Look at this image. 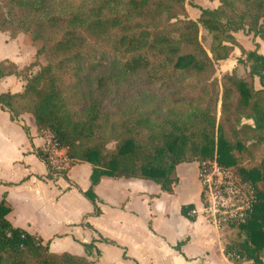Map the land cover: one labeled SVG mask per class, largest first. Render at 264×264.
Instances as JSON below:
<instances>
[{"label":"trees","instance_id":"16d2710c","mask_svg":"<svg viewBox=\"0 0 264 264\" xmlns=\"http://www.w3.org/2000/svg\"><path fill=\"white\" fill-rule=\"evenodd\" d=\"M209 1L219 6L199 7L194 21L185 0H0V33L11 40L30 34L34 45L42 43L25 68L0 62V83L25 81L21 93H0V109L13 122L31 115L38 132L53 133L75 164L92 165V185L82 194L95 216L101 214L95 188L105 177L150 180L172 194L180 164L217 156L258 194L237 228L244 239L225 254L235 264H264V151L253 163L264 146V56L259 44L246 51L235 37L245 32L264 42V0ZM201 27L213 38L209 52ZM236 49L251 63L250 73H226L220 90L216 67ZM34 152L53 178L46 155ZM193 209L182 213L189 217ZM10 213L3 200L0 264H93L88 257L101 256L97 241L84 245L86 256L53 254L42 238L14 227Z\"/></svg>","mask_w":264,"mask_h":264},{"label":"crops","instance_id":"0c3cea01","mask_svg":"<svg viewBox=\"0 0 264 264\" xmlns=\"http://www.w3.org/2000/svg\"><path fill=\"white\" fill-rule=\"evenodd\" d=\"M218 6L219 2L208 0L201 8ZM199 17L197 13L193 19ZM0 37L8 42L0 49V61L9 59L20 68L33 62L36 51L24 52L16 47L19 39ZM235 37L243 46L241 35ZM255 41L263 55L264 42ZM24 86L16 77H7L0 83V93H21ZM43 145L31 115L13 122L0 109V203L4 200L11 208L7 218L14 227L42 238L51 253L86 256L84 245L97 241L101 256L88 257L95 264H235L225 250L244 239L237 228L219 231L203 217L182 213L189 205L199 208L196 197L201 198L202 192L200 182L198 193L192 192L186 173L189 164L177 167L179 183L172 194L150 180L103 178L95 188L101 210L95 216L93 205L82 194L92 185V165L76 163L67 171V179L49 178L48 166L34 152ZM192 164L199 174V164Z\"/></svg>","mask_w":264,"mask_h":264},{"label":"built area","instance_id":"2783aa9c","mask_svg":"<svg viewBox=\"0 0 264 264\" xmlns=\"http://www.w3.org/2000/svg\"><path fill=\"white\" fill-rule=\"evenodd\" d=\"M42 152L55 177L69 171L75 164L62 149L55 135H42ZM198 179L201 184V205L189 212V217L205 218L217 230L238 228L246 222L258 203L257 189L245 182L233 167L221 166L214 159L199 166Z\"/></svg>","mask_w":264,"mask_h":264},{"label":"rangeland","instance_id":"374dc122","mask_svg":"<svg viewBox=\"0 0 264 264\" xmlns=\"http://www.w3.org/2000/svg\"><path fill=\"white\" fill-rule=\"evenodd\" d=\"M208 2V0H185V7L188 11V16L190 19L194 20L193 17H196L197 13L201 14L200 10L198 9L201 6H204L205 3ZM201 5V6H198ZM199 19V18H198ZM197 19V20H198ZM2 34V33H0ZM239 35H241V40L243 42V47L246 49V51H255L256 50V41H255V37L253 38L252 35H247V33L245 32H239L237 33ZM10 40V35L8 33L5 34ZM236 35V34H235ZM243 35H245L243 37ZM4 38L0 37V49L6 48L5 46L8 44V42L5 43V41L3 40ZM18 40L16 47L22 49L24 52H29V50H34L36 51V47H40L42 46V43H39L37 45H34L32 37L30 34H21L20 36H18L16 38V40ZM200 40L204 46V48L209 52L211 45L213 43V38L212 36L209 35V33L201 27L200 29ZM15 47V48H16ZM263 55H264V51H262ZM36 57V56H35ZM36 58H34L33 62L35 61ZM4 60H9V59H4ZM1 60V61H4ZM0 61V62H1ZM32 62V63H33ZM227 63H219L218 66L216 67V74H215V79L218 80V87L221 90V80L223 75L226 74V71L228 70L229 72L233 73V71L240 76L241 78H244L246 76H248V74L250 73V69H251V63L247 60L246 55H242L241 51L239 49H237L236 53H234V55L228 60L226 61ZM30 63V64H32ZM40 63L42 65H45V61L44 59H40ZM29 64V65H30ZM28 65V66H29ZM27 67V66H25ZM23 67V68H25ZM40 70V67H36L33 70V74L37 73ZM229 73V74H231ZM22 82L25 83V81H23L22 79H19ZM256 88H258V90L262 89V86L260 84L259 79H257V84H256ZM221 111V104L218 105V119L220 118V112ZM47 132H43L42 135L45 136ZM109 149L114 150L115 149V144H111L109 147ZM264 151V146L262 147V150L257 154L256 159L253 161L254 164H258L262 158L263 152ZM253 164V165H254ZM246 166V164L244 165ZM187 171V176L189 179V184L194 188L192 190L193 194H197L198 190H199V181H198V168L195 164H189L186 167ZM196 202L198 207H200L201 205V198L196 197ZM95 264V263H93Z\"/></svg>","mask_w":264,"mask_h":264}]
</instances>
